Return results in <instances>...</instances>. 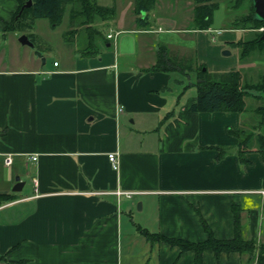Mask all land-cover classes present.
Instances as JSON below:
<instances>
[{
    "label": "crops",
    "instance_id": "obj_1",
    "mask_svg": "<svg viewBox=\"0 0 264 264\" xmlns=\"http://www.w3.org/2000/svg\"><path fill=\"white\" fill-rule=\"evenodd\" d=\"M130 4L102 48L48 60L8 54L19 3L0 0V194L14 195L0 206V264H196L193 251L141 231L201 242L206 226L230 239L234 215L243 238L264 243V161L254 144L241 160L230 133L249 129L246 116L190 109L198 66L226 72L198 56L210 27L139 18ZM160 46L181 67L151 70ZM200 264L249 263L206 250Z\"/></svg>",
    "mask_w": 264,
    "mask_h": 264
},
{
    "label": "trees",
    "instance_id": "obj_2",
    "mask_svg": "<svg viewBox=\"0 0 264 264\" xmlns=\"http://www.w3.org/2000/svg\"><path fill=\"white\" fill-rule=\"evenodd\" d=\"M19 5L12 19L6 24L5 30L17 31L18 29L31 30L34 28L37 19H46L52 27L60 24L67 6H69V28L77 30L84 27L93 34H97L92 26L95 24V18L104 22L112 21L116 17L115 8L108 6H100L94 0H30L31 4L21 7L28 0H17ZM156 0H133V12L136 15L147 13L155 5ZM193 17L192 22L195 28L208 29L213 22V12L218 7V3L214 0H193ZM249 14L243 16L242 19L234 21V29L236 30H256L264 27V22L254 18L252 1L250 0ZM83 16L81 22L76 21L77 17ZM23 18V20H22ZM24 26V27H23ZM73 30V31H74ZM69 34V33H68ZM28 38L32 42L35 38L34 34H28ZM262 33H254L248 39H240L236 42H230L232 46L239 47V58L244 59L250 53L259 52L264 54V40H260ZM90 42V41H89ZM92 47V43L90 42ZM91 53V49L87 50ZM178 61L168 56L164 46H160L157 60L151 70L163 71L175 68ZM196 83L194 84L197 91V102L191 106L192 111H223L244 113L246 110L244 98L249 96L257 100L260 99L261 104L255 108L258 115L259 126H250L249 129H237L231 131L232 135L240 137L239 157L243 160L242 155L250 151L251 146H255V150L261 155L264 161V134L259 131L255 133L252 128L264 129V99L260 95L264 93L263 82L244 81L239 71L230 69L223 73H209L205 65H199L196 70ZM264 81V75L261 78ZM14 200L13 194H0V206L6 202ZM205 226V224H204ZM208 237L201 242H188L182 239L166 238L159 234L149 233L142 230V235L149 241H163L171 246L179 248L180 252L193 251L195 254V263L200 264L201 255L208 250L213 252L215 256L220 253H238L246 255L249 264H264V243H258L254 238L245 239L241 235L238 215H234V235L230 239H216L205 226ZM2 256H0V260Z\"/></svg>",
    "mask_w": 264,
    "mask_h": 264
},
{
    "label": "rangeland",
    "instance_id": "obj_3",
    "mask_svg": "<svg viewBox=\"0 0 264 264\" xmlns=\"http://www.w3.org/2000/svg\"><path fill=\"white\" fill-rule=\"evenodd\" d=\"M94 1L100 6H114L116 14L119 13L121 9L127 7V4L130 2L131 4L127 13L133 11V0ZM214 2L218 3V7L213 12V22L210 26V30L206 35H201L203 37H200L202 40L198 49V56L201 61L205 63L212 72L221 69L228 71L234 68L240 72L244 81L254 83L259 81L264 83V81L261 80L264 75V54L254 52L250 53L246 58L240 59L239 53L241 49L237 46H232L230 42L227 44L225 43V40H234L232 42H236L240 39H248L252 37L254 33H263L264 27H259L256 30L246 29L243 31L234 29V21L236 22V20L242 19L243 16L249 14L250 0H214ZM193 5V0H157L156 5L147 13L139 15V18L145 15L151 18L152 14L158 13L169 20H175L176 27H194L192 22ZM69 8L70 7L67 6L60 24L55 27H52L48 20L41 18L35 21L33 29H18L12 32L13 35L9 34L7 36L8 43H6L8 54L10 53L12 56H20L23 54L29 56L40 55L41 59L46 58L48 60H53L61 56V54L67 55V53H73L75 49L85 48L84 52H86L90 49L91 51L96 50V47L102 48V40H106L105 36L108 28L114 27L113 20L102 22L98 20V18H95V24L92 28L97 32L96 35L93 34L91 30L89 32V30L84 27L80 29L77 28V30L72 29L71 32L69 28ZM81 20H83V16L76 18L77 23L81 22ZM26 33L36 35V38L32 40L34 45L22 46L17 42V38L26 35ZM160 36L161 35L158 37L156 36L157 40L163 41ZM184 38L186 39L187 37ZM89 40H94L95 45L91 47ZM177 40L180 41V39ZM203 40L205 44H202ZM10 41L12 43H10ZM244 100L246 107L243 113L244 116H246L244 125L247 126V128L250 126H259L257 121L260 116L258 117V115H256L255 108L261 104L260 99L257 100L247 96ZM252 131H255V133L259 131L261 134H264L263 127H258L255 130L252 128Z\"/></svg>",
    "mask_w": 264,
    "mask_h": 264
},
{
    "label": "water",
    "instance_id": "obj_4",
    "mask_svg": "<svg viewBox=\"0 0 264 264\" xmlns=\"http://www.w3.org/2000/svg\"><path fill=\"white\" fill-rule=\"evenodd\" d=\"M251 1H252V7H253V11H254V18H256L259 21L264 22V0H251ZM30 4H31V1L28 0L26 2V4H24L21 7L20 11H22V9L24 7H28ZM260 40H264V31H263L262 35L260 36ZM19 42L23 45L32 46V43L27 39V37L25 35H22L19 38ZM260 95L264 99V93H261ZM22 185H23V182H20L19 179L16 178V184L12 188V192H19L21 190Z\"/></svg>",
    "mask_w": 264,
    "mask_h": 264
},
{
    "label": "built area",
    "instance_id": "obj_5",
    "mask_svg": "<svg viewBox=\"0 0 264 264\" xmlns=\"http://www.w3.org/2000/svg\"><path fill=\"white\" fill-rule=\"evenodd\" d=\"M107 36H108V38L111 37L110 34L107 35ZM56 65H57V62H54V66H56ZM33 159H35V157H33ZM107 159H108V161L110 162L111 166H112L113 168L116 169V168H117L116 154H115V153H108V154H107ZM10 162H11L10 158H6V159L4 160V164H5V165H9ZM116 194H118V195H124V196L127 197V198H130V197L133 195L132 192H119V191L116 192Z\"/></svg>",
    "mask_w": 264,
    "mask_h": 264
}]
</instances>
